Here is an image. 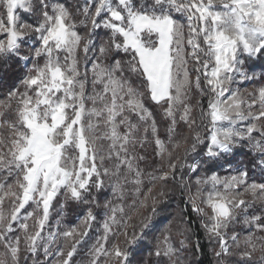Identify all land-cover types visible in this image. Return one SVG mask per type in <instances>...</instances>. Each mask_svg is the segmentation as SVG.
<instances>
[{"label":"snow or ice","instance_id":"obj_1","mask_svg":"<svg viewBox=\"0 0 264 264\" xmlns=\"http://www.w3.org/2000/svg\"><path fill=\"white\" fill-rule=\"evenodd\" d=\"M177 193L155 264L198 261L193 225L264 264V0H0V264H75L93 225L88 264H148Z\"/></svg>","mask_w":264,"mask_h":264},{"label":"trees","instance_id":"obj_2","mask_svg":"<svg viewBox=\"0 0 264 264\" xmlns=\"http://www.w3.org/2000/svg\"><path fill=\"white\" fill-rule=\"evenodd\" d=\"M149 153L151 149L148 150ZM223 174V173H222ZM185 205L182 203L181 197L179 194L171 195L168 198V201L160 206V211L153 218L152 227L148 231L145 240L139 246L138 259H144L148 261V264H155V257H149L148 252H150L156 242V238L160 234L168 229L171 231L173 241L177 247H179V241L183 238L179 235V229L182 227L181 220L184 218L182 216V209ZM189 215L192 219H195V214L190 212ZM55 219V213L53 214ZM80 222V216L77 212L68 211L63 217V224L65 225H74ZM96 225H93V231L89 234V237L86 238V243L78 248L77 255L73 258L75 264H81L88 262L87 251L88 248L94 241L96 235ZM195 235L199 237L202 253L199 256V259L192 257L188 254V258L193 261V264H214V256L210 250V245L207 243L203 231L198 227V225H193ZM258 256V255H257Z\"/></svg>","mask_w":264,"mask_h":264},{"label":"rangeland","instance_id":"obj_3","mask_svg":"<svg viewBox=\"0 0 264 264\" xmlns=\"http://www.w3.org/2000/svg\"><path fill=\"white\" fill-rule=\"evenodd\" d=\"M255 85H253V84H251L250 82L249 83H245L244 85H242L241 87L242 88H244V89H247V90H251V88L252 87H254ZM54 214V213H53ZM77 224H79V221H78V223ZM63 226L64 227H69V225H65V224H63ZM244 235V233L242 232L241 233V236H243ZM257 255H259V254H257ZM41 259H43V257H41ZM81 264H83V263H81ZM84 264H88V262H86V263H84Z\"/></svg>","mask_w":264,"mask_h":264}]
</instances>
